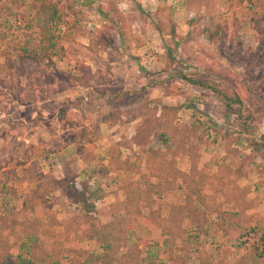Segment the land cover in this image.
Instances as JSON below:
<instances>
[{
  "label": "rangeland",
  "instance_id": "1",
  "mask_svg": "<svg viewBox=\"0 0 264 264\" xmlns=\"http://www.w3.org/2000/svg\"><path fill=\"white\" fill-rule=\"evenodd\" d=\"M53 1L0 0L80 81L0 73V264H264V0Z\"/></svg>",
  "mask_w": 264,
  "mask_h": 264
},
{
  "label": "trees",
  "instance_id": "2",
  "mask_svg": "<svg viewBox=\"0 0 264 264\" xmlns=\"http://www.w3.org/2000/svg\"><path fill=\"white\" fill-rule=\"evenodd\" d=\"M36 3L39 5V12L48 17V21L52 22L54 26L62 24L64 18L62 17V13L58 7L57 1L53 0H35ZM68 10L71 12L73 16L78 14L72 7H68ZM251 23H253V27L263 34L264 32V15H260L258 17L252 18ZM53 47V46H52ZM55 53L52 51H48L47 49H36V48H28V47H21L19 51H17L14 55H6L3 59V63L0 64V73L9 76V82L12 85H15V81L13 77V71L23 69L24 71H34L38 73L40 76H49L55 77L63 74L65 76L67 82V88L71 87L69 90L74 89L80 84V81L77 77L73 76L70 72H62L56 68V64L52 61V58L55 56ZM29 66L31 68H29ZM46 68V69H45ZM178 79L182 80L183 82L202 88L205 90L210 91L213 95L219 97L220 102L230 110V114H235V107L243 105L242 100L234 94V97H230L224 94L223 91L218 89L213 85H209L201 80H197L193 77H189L186 74L180 73L178 75ZM82 80V79H81ZM8 83V82H7ZM5 83V79H0V84H7ZM10 84V86H11ZM259 110L257 109L256 112ZM242 126L246 128V123H243ZM190 204L186 203L184 206V211L190 209ZM262 252L264 253V244L261 246ZM256 250H258L256 248ZM139 257V255H137ZM19 256V263H22L24 259Z\"/></svg>",
  "mask_w": 264,
  "mask_h": 264
}]
</instances>
